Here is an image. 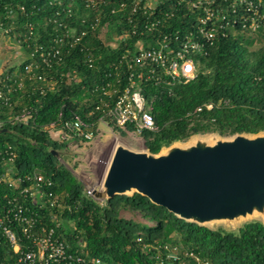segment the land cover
Masks as SVG:
<instances>
[{
  "label": "trees",
  "instance_id": "16d2710c",
  "mask_svg": "<svg viewBox=\"0 0 264 264\" xmlns=\"http://www.w3.org/2000/svg\"><path fill=\"white\" fill-rule=\"evenodd\" d=\"M133 1L0 0V22L10 27L8 34L15 36L26 54L17 69L12 66L0 74L5 95L0 97V214L21 208L23 215L32 218L31 233L52 229L71 251L83 250L107 264H264V222L249 220L236 230L213 229L179 218L138 192L98 200L59 161L66 141L52 138L49 130L76 119L92 131L97 128L102 111L96 105L107 99L99 88L111 82L121 90L132 71L120 61L122 52L134 48L139 37L146 43L152 34L183 30L189 18L194 20L195 13L184 3L174 11L172 0H160L151 16L161 13V24L148 31L142 26L141 11L131 12ZM255 1L258 13H263L264 0ZM121 2L124 9H119ZM151 16L143 14V19ZM258 21L253 33L238 31L241 23L237 22L219 35L206 55L197 56L194 78L170 84L139 81L154 120V129L140 134L150 152L196 133L264 131V44L252 47L255 36L264 31V19ZM102 26L107 29L103 39ZM122 28L128 33L126 39H113L112 34ZM66 31L61 60L50 65L42 62L40 53L54 44L53 37ZM81 31L80 39L72 42ZM29 64L32 69L25 72ZM17 74L23 75L21 87ZM8 86L13 90L7 91ZM70 137L79 138L72 133ZM35 174L44 178L38 189L51 196L30 195L31 186L38 183ZM125 209L150 223L121 216ZM3 223L13 228L22 248L31 244L21 231L25 221L3 218ZM15 255L0 232V263L9 264Z\"/></svg>",
  "mask_w": 264,
  "mask_h": 264
},
{
  "label": "built area",
  "instance_id": "2783aa9c",
  "mask_svg": "<svg viewBox=\"0 0 264 264\" xmlns=\"http://www.w3.org/2000/svg\"><path fill=\"white\" fill-rule=\"evenodd\" d=\"M140 2H142L141 5ZM158 2L160 0H134L132 2L131 12L141 11L142 26L148 31L161 24V13L151 16V12ZM183 3L188 10L195 13L194 20H191L192 17L189 18L183 30L157 32L152 34L151 39L148 38L149 41L146 43V39L139 37L135 41L134 48H126L122 52L120 61H125L127 67L132 68V71L128 73L127 83L121 90L114 87L115 85L111 82H106L99 88L101 94L107 99L101 98V104L96 105V109L102 111L98 123L103 122L109 127H119L134 135H140L142 130H153L154 120L145 107V99L139 81L152 79L156 82L165 81L167 84L175 81L186 82L197 74V56L206 55L216 38L219 35H225L226 29L234 28L239 22L241 30L238 31L243 32L246 29L248 33H253L260 25L258 19H264V12L258 13L255 0H172L170 7L176 11ZM125 6V3L121 2L119 9H124ZM167 13L164 12V16L168 15ZM143 14L151 16V19L148 17V20H144ZM127 19L132 21L130 16H127ZM132 22L133 25L136 23L134 20ZM62 26L65 28L64 25ZM29 29H31L30 25ZM9 30L10 27H4L0 22V33L8 34ZM83 33L84 31H81L79 35L74 36L72 42H77ZM67 36L66 31L63 35L52 38L54 44L49 45L45 52L40 53L42 62L50 65L53 61L61 60L60 45L65 43L63 38ZM127 36L128 33L122 28L113 39L122 41ZM31 69L29 64L25 67V72H29ZM22 80L23 75H19V87L22 86ZM11 90L13 88L8 86L7 91ZM115 93L117 94L113 98ZM0 97H5L1 90ZM205 107L210 108L211 103L205 104ZM197 109L200 110V107ZM16 118L18 117L16 116ZM128 125L133 126L132 130L127 129ZM71 133L86 140L93 135V131L84 127L78 119L65 121L61 127L49 130L50 136L54 134L58 140L69 138ZM11 159L12 157L9 158V160ZM9 170L10 168L7 169V171ZM34 177L38 183L34 187L31 186L30 195L34 197L51 196V192L46 193L38 189L39 183L44 181L43 176L35 174ZM6 178L16 184L15 180H11L10 177ZM46 183L50 184V181H46ZM94 188L96 187L88 188L87 194L92 196ZM23 191H27V189L24 188ZM50 204L52 205V202ZM17 210L14 212L8 208L3 214H0V232L16 254L9 264H107L99 257H90L83 250L71 251L67 241L55 235L52 229L46 233H31V216L23 215L21 208ZM3 218L6 221H25V224L21 226V231L24 236L30 238L31 244L22 248L13 228L9 224H4ZM189 255L192 256V252Z\"/></svg>",
  "mask_w": 264,
  "mask_h": 264
},
{
  "label": "water",
  "instance_id": "95a60500",
  "mask_svg": "<svg viewBox=\"0 0 264 264\" xmlns=\"http://www.w3.org/2000/svg\"><path fill=\"white\" fill-rule=\"evenodd\" d=\"M218 136L209 141L193 134L156 153L117 144L92 196L138 192L179 218L213 229L264 213V131Z\"/></svg>",
  "mask_w": 264,
  "mask_h": 264
},
{
  "label": "rangeland",
  "instance_id": "374dc122",
  "mask_svg": "<svg viewBox=\"0 0 264 264\" xmlns=\"http://www.w3.org/2000/svg\"><path fill=\"white\" fill-rule=\"evenodd\" d=\"M106 31L107 29L104 26L100 28L99 35L102 39L106 37ZM116 35V33H113L112 37ZM255 38L256 40L252 46L253 48L263 45L264 31L262 36H255ZM25 56V51L14 35L0 33V72L12 66L17 69L18 64ZM52 135V138H57L56 135ZM195 135H199L209 141H213L219 137L218 133L214 131ZM65 141V147H63L62 152L58 154L59 161L64 163L72 171L74 176L82 183L85 190L91 187L100 188L107 166L117 144H122L133 150L146 149L144 140L140 135H134L128 132L121 133L118 129L109 127L103 122L97 123V128L93 131V135L90 139L86 140L69 137L66 138ZM120 215L135 221L150 223L148 219L143 218L138 212L128 209L121 210ZM249 220L264 221V213H257L247 218L237 219L231 223L219 222L212 226L236 230L240 225Z\"/></svg>",
  "mask_w": 264,
  "mask_h": 264
}]
</instances>
